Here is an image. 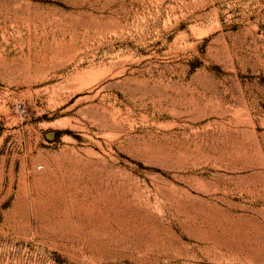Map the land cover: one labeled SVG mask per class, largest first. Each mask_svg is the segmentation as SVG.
I'll return each mask as SVG.
<instances>
[{
  "label": "rangeland",
  "instance_id": "rangeland-1",
  "mask_svg": "<svg viewBox=\"0 0 264 264\" xmlns=\"http://www.w3.org/2000/svg\"><path fill=\"white\" fill-rule=\"evenodd\" d=\"M0 264H264V0H0Z\"/></svg>",
  "mask_w": 264,
  "mask_h": 264
},
{
  "label": "water",
  "instance_id": "water-1",
  "mask_svg": "<svg viewBox=\"0 0 264 264\" xmlns=\"http://www.w3.org/2000/svg\"><path fill=\"white\" fill-rule=\"evenodd\" d=\"M48 136L50 137V136H51V134H48Z\"/></svg>",
  "mask_w": 264,
  "mask_h": 264
}]
</instances>
